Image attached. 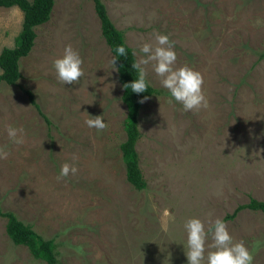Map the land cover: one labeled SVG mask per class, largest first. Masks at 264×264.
Returning a JSON list of instances; mask_svg holds the SVG:
<instances>
[{
  "label": "rangeland",
  "instance_id": "1",
  "mask_svg": "<svg viewBox=\"0 0 264 264\" xmlns=\"http://www.w3.org/2000/svg\"><path fill=\"white\" fill-rule=\"evenodd\" d=\"M101 1L136 61L144 43L156 46L155 33L168 35L175 67L203 75L209 106L185 111L146 66L158 93L139 111L135 149L146 186L134 188L120 150L122 86L93 1L54 0L19 60L20 78L0 82V148L10 153L0 159V209L53 238L61 264H188L191 218L206 230L222 219L253 264H264V211L224 218L250 198L264 200V0ZM21 22L19 8L0 6V51L15 44ZM67 45L83 60L76 85L60 82L53 66ZM98 115L108 125L100 132L85 123ZM9 125L24 129L22 145L9 140ZM64 163L78 171L58 181ZM5 225L0 216V264H46L14 244Z\"/></svg>",
  "mask_w": 264,
  "mask_h": 264
},
{
  "label": "clouds",
  "instance_id": "2",
  "mask_svg": "<svg viewBox=\"0 0 264 264\" xmlns=\"http://www.w3.org/2000/svg\"><path fill=\"white\" fill-rule=\"evenodd\" d=\"M156 46L144 43L140 51L145 54V58L132 63V68L138 73V78L130 84H125V88L140 94L148 91L147 65L153 64L154 72L161 78V85L167 89L171 97L176 102L182 104L185 111L200 110L209 106L208 99L203 92V75L191 67L185 65L175 67L177 54L174 50V41L168 35L155 33ZM117 56L127 57L125 47L119 45L115 49ZM133 55H136L135 51ZM117 58L113 57L111 63L114 71H119L115 67ZM83 60L78 51L71 45H67L63 55L53 61L57 79L65 85L79 84L80 79L85 75L82 67ZM147 97L140 102L143 103ZM172 103V100H169ZM89 128H95L98 132L105 130L108 125L104 122L103 116H91L85 121ZM9 140L22 145L24 140V129L11 125L6 128ZM9 152L0 148V159H7ZM75 159V158H74ZM78 169L74 164L64 163L61 166L57 180L75 175ZM167 231V223L162 225ZM184 228L187 232V251L185 252L188 264H205V253L207 252L206 264H253L254 257L243 241L234 242L230 235L226 223L217 218L206 230L204 222L199 218L188 219ZM211 234L212 243L207 245L208 236ZM208 249H214L209 251Z\"/></svg>",
  "mask_w": 264,
  "mask_h": 264
},
{
  "label": "trees",
  "instance_id": "3",
  "mask_svg": "<svg viewBox=\"0 0 264 264\" xmlns=\"http://www.w3.org/2000/svg\"><path fill=\"white\" fill-rule=\"evenodd\" d=\"M92 1L100 21L101 35L113 57L117 58L115 65L119 69L117 78L122 86L121 99L126 106L125 140L120 144L126 179L134 188L140 190L146 186L138 165V155L135 149L136 141L140 137L138 128V116L142 105L140 101L144 97L149 98L153 94H157L158 90L149 82L148 91L145 93L136 94L131 91V88L124 87L125 84H130L138 78V73L132 68V63L136 62V58L132 49L126 44L122 31L118 30L109 18L103 2L101 0ZM53 3L54 0H0V6H15L22 12L21 28L15 37V44L11 47H3L0 51V82L15 84L20 78L19 60L31 50L36 36L35 27L48 21ZM119 45L125 47L127 57L117 56L115 49ZM261 56H264V51ZM23 91L26 93L29 103L48 121L47 117L40 111L33 93L28 89H23ZM244 208L264 211V200L250 198L247 203L239 204L231 214H226L224 218H232ZM0 216L6 218L5 230L14 244L26 246L33 258L43 260L46 264H61L57 257V245L53 238H44L29 224L18 219L11 211L0 209Z\"/></svg>",
  "mask_w": 264,
  "mask_h": 264
}]
</instances>
